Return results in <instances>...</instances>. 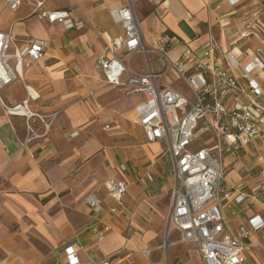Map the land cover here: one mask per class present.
Instances as JSON below:
<instances>
[{"label": "crops", "instance_id": "crops-1", "mask_svg": "<svg viewBox=\"0 0 264 264\" xmlns=\"http://www.w3.org/2000/svg\"><path fill=\"white\" fill-rule=\"evenodd\" d=\"M6 1L0 0V31L10 36L8 53L38 39L44 42V54L29 67H21V78L0 88V264H67L63 248L68 244L77 247L79 264H100L115 257L127 264H150L138 251L142 248L152 249L151 261L169 264L164 253L163 258L153 254L161 248L164 252L167 245L164 240L157 246L158 223H163L165 237L174 234L175 243L178 239L175 232L167 234L174 182L170 157L161 142H147L141 127L132 123L143 95L106 85L94 68L109 41L123 34L109 10L130 3L143 43L154 46L165 38L173 60L186 49L213 43L221 51L220 66H226L227 51L244 66L254 57L264 59L263 39L237 40L245 12L260 14L264 0H235L234 4L228 0H43L36 10L35 0H19L14 9ZM61 8L82 19L83 26L66 29L39 16L41 11ZM181 22L192 37L181 29ZM136 57L142 63L133 65ZM149 59L152 70L160 71L157 55L150 54ZM130 65L147 70L140 53L131 57ZM231 71L243 85L241 70ZM250 76L263 83L258 70ZM160 83L192 101L186 85L171 72L162 75ZM123 95L137 96L127 110L120 105ZM25 99L34 112L57 111L58 115L45 136L20 147L24 118L6 115L3 104ZM105 124L110 127L103 128ZM73 130L78 133L71 137ZM263 143L264 133L253 137L240 154H228L221 161L223 185H241L246 195L243 203L222 210L232 230L252 213L264 216V203L253 197L257 178L248 172ZM166 155L169 172L158 166ZM229 158L231 181L225 179L223 166ZM263 172L264 163L262 182ZM110 178L127 184L120 213L109 210L111 200L103 183ZM263 241L264 231L251 232L245 251L250 264H264V249L259 247ZM182 258V264H201L193 244H185Z\"/></svg>", "mask_w": 264, "mask_h": 264}, {"label": "built area", "instance_id": "built-area-1", "mask_svg": "<svg viewBox=\"0 0 264 264\" xmlns=\"http://www.w3.org/2000/svg\"><path fill=\"white\" fill-rule=\"evenodd\" d=\"M228 1L231 4L236 2ZM42 2L35 0V10ZM6 3L14 9L19 0H7ZM109 13L122 27L123 34L109 41L95 60L94 68L101 73L106 85L119 87L125 93L143 95L132 123L141 127L147 142L163 144L172 165L174 182L167 214V234L175 232L177 243L193 244L201 264H250L245 256L246 241L251 232L264 231V216L252 213L236 229L229 228L222 210L230 209L231 203H243L246 195L241 185H223L221 161L228 154H240L253 137L264 133V59L254 57L241 66L238 58L227 51L224 56L226 66H220L217 63L221 52L219 47L208 43L186 49L173 60L168 55L171 44L165 38L154 46L143 43L130 3L111 8ZM245 15L237 40L252 36L264 40V11L260 14L245 12ZM39 16L49 22H60L66 29L84 24L66 8L41 11ZM10 41L9 34L0 31V88L21 78V67H29L44 54L41 40H31L8 53ZM138 53L145 57L146 71L135 70L130 65L131 57ZM150 54L157 55L162 62L160 71L152 70ZM10 59H14L13 64ZM235 68L241 70L243 85L231 71ZM253 70L260 72L262 84H257L250 76ZM168 72L186 85L192 101L178 90L160 83L161 76ZM3 107L6 115L24 118L25 133L18 139L20 147L45 136L58 115L57 111L48 114L32 111L27 99L11 105L3 104ZM109 127L110 124L103 126L105 129ZM198 130L206 135L201 143L195 139ZM77 133L73 130L69 136ZM263 163L264 143L248 169L249 174H258ZM103 185L111 200L109 210L119 212L126 182L110 178ZM253 197L264 203V182L254 189ZM102 237V234L98 235V239ZM259 247L264 249V241ZM138 251L150 264H159L150 259L152 249ZM63 252L67 264L80 263L75 244L66 245ZM100 264L127 263L115 257L102 259Z\"/></svg>", "mask_w": 264, "mask_h": 264}, {"label": "rangeland", "instance_id": "rangeland-1", "mask_svg": "<svg viewBox=\"0 0 264 264\" xmlns=\"http://www.w3.org/2000/svg\"><path fill=\"white\" fill-rule=\"evenodd\" d=\"M139 63H142V60H140L139 57L133 58L132 59V64L133 65H137ZM137 100V96L136 95H123L121 98V102L120 105H122L123 109L127 110L128 107H130L131 105L134 104V102ZM206 137V135L202 134V132L200 130H198L195 134V139L197 140L198 143H201V140ZM225 161H229L226 162L223 166L225 167L224 169V175H225V179L227 181H231L232 177V173L228 172V169L230 168V166L228 167L227 164L230 163V158L228 160L225 159ZM158 166L161 170L163 171H167L169 172L170 169V165H169V158L166 155L165 157H161L159 162H158ZM237 167V165H233V169H235ZM263 176H264V172H263ZM170 177H172V175H170ZM253 178H257L256 183L259 184L261 183L263 179H261V175H260V171L258 172V174L253 175ZM169 192V191H168ZM158 229L156 230L157 233V246H161L164 243V240L166 241L167 245H164V252L163 249H158L155 251V253L153 254L155 257H162L163 258V253L165 255V257L167 258V261L169 264H182V248L185 246V244H180V243H175L174 241H176V236L174 234L169 235V237H165V229L163 226V223H158ZM169 259V260H168ZM262 264V263H260Z\"/></svg>", "mask_w": 264, "mask_h": 264}, {"label": "water", "instance_id": "water-1", "mask_svg": "<svg viewBox=\"0 0 264 264\" xmlns=\"http://www.w3.org/2000/svg\"><path fill=\"white\" fill-rule=\"evenodd\" d=\"M179 26L181 27V29L184 31V33L188 36V37H192L193 36V32L187 27V25L184 22H181L179 24Z\"/></svg>", "mask_w": 264, "mask_h": 264}]
</instances>
